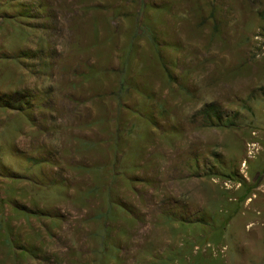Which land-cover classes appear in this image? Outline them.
<instances>
[{
	"label": "rangeland",
	"instance_id": "obj_1",
	"mask_svg": "<svg viewBox=\"0 0 264 264\" xmlns=\"http://www.w3.org/2000/svg\"><path fill=\"white\" fill-rule=\"evenodd\" d=\"M0 264H264V0H0Z\"/></svg>",
	"mask_w": 264,
	"mask_h": 264
},
{
	"label": "trees",
	"instance_id": "obj_2",
	"mask_svg": "<svg viewBox=\"0 0 264 264\" xmlns=\"http://www.w3.org/2000/svg\"><path fill=\"white\" fill-rule=\"evenodd\" d=\"M157 45H158V44H157ZM109 204H110V209L106 210L104 213L101 212V213H103V214H106L105 217H107V215H108L111 211L114 210V203H113V202H110ZM115 206H116V207H119V208H123V205H121L120 203H117Z\"/></svg>",
	"mask_w": 264,
	"mask_h": 264
}]
</instances>
